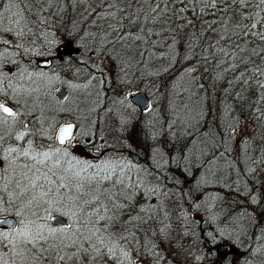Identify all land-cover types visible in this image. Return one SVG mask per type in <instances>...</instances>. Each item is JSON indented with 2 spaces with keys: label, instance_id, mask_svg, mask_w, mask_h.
Instances as JSON below:
<instances>
[{
  "label": "rangeland",
  "instance_id": "obj_1",
  "mask_svg": "<svg viewBox=\"0 0 264 264\" xmlns=\"http://www.w3.org/2000/svg\"><path fill=\"white\" fill-rule=\"evenodd\" d=\"M69 2L72 10L66 19L68 26L63 29L59 13L54 15L52 12L43 13V9H38L33 0H1L0 13L3 15L0 20V34L10 39V46L12 44L16 49L27 51L31 56H45L52 52L53 49L49 50L36 43L39 40L38 36L43 33L54 37L55 45L69 42L74 48L81 50L83 56L86 54L89 61L93 55L101 59L105 82L114 85L112 94L106 96V109L110 114H105L106 118L110 119L112 132L141 147L154 166L172 167L184 178L183 182L189 189L186 194L192 195L196 203L201 204L203 208L199 214L205 218V236L210 241H205L204 245L221 242L220 244L224 246L221 253L227 255L223 264H264L262 221L264 216L250 204L253 197L264 201V160L263 165L260 162L264 140L260 139L259 133L247 129L244 125L231 131H222L218 133L217 147L215 141H209L205 133L185 131L184 123L187 120L191 119L192 123L196 118L200 119L199 114L188 105L189 103L180 105L173 103L168 90L165 91V100L156 99L155 103L150 100L155 93L156 74L165 72L168 67L165 61H161L166 55V49L156 46L152 37L151 47L148 51L142 52L144 44L135 36L121 31L126 15L135 11L137 4L131 1L128 4V0H69ZM29 19L33 20L34 24L37 23L41 29L39 31L42 32L32 30ZM60 34L64 37L63 40L58 39ZM12 52L7 49L0 50L1 85H3L1 73H5L2 67L14 60L15 54ZM54 72V69L38 73L34 70H21L15 84L7 87L0 85V100L9 103L22 115H26L23 116L25 119L32 118L35 125L39 124L34 131L20 128L18 132L27 131L28 134L19 141L15 139L18 132L5 137L7 130L0 127V135L4 136L3 150L6 151L10 146L25 149L29 140L37 151L56 152L59 149L56 154L61 161L73 163L82 177L86 176V179L93 177L94 182L100 180V177L81 171V165L87 163L99 165L98 167L104 170L115 164L124 166L119 168L122 171L117 177L104 180V187L102 186L116 194L111 199L104 197L110 210L108 214L114 218L110 222L107 234L112 235V244L118 242L116 250L118 259H113V264H119L120 261L122 264H135L136 261H140L141 264H153L159 260L161 264H182L186 251L191 258L195 257L191 256L185 241L177 251L171 247L173 245L170 241L176 236L161 204L165 193L148 172L137 164H127V161L119 158L98 157L86 160L70 151L73 144L88 143L92 139L93 130L98 125L94 114L101 81L97 76L78 81L66 73ZM131 77H139L140 82L137 86L132 88L129 85L126 87L122 85ZM58 87L64 89L62 99H58L53 93ZM136 90L143 91L149 102L151 101L143 112L145 121L150 124V129L144 132L127 130L130 120L139 110L128 102V95ZM64 121L74 122V131L66 146L57 147L54 143L55 129ZM196 126L197 124L193 127ZM181 137L184 138V142L179 154L174 152L175 147L168 151L170 144L181 143ZM244 139L251 144L247 148L249 150L247 159L237 161L233 150ZM220 151L223 157L215 159V153ZM0 155H3V152H0ZM12 155L16 157L15 164L8 168L4 174L5 178L0 180V188L7 185V191H0V196L5 200L3 207L9 210L0 215L14 216L16 229L23 227L20 222L24 221L35 231L39 224L44 223L39 218L42 212L35 203L27 204L28 199H31V192L21 195L22 189L15 186V178L21 173L24 157L17 156L16 153ZM76 161H80L81 165H77ZM225 167L229 177L226 175ZM105 177H109V174H105ZM9 180L11 183H8ZM117 181L121 182L116 183ZM133 185L136 189L132 188ZM137 191H141L137 194L140 199L135 195ZM10 199L12 203L7 202ZM33 217L39 219L35 220L36 225L30 223ZM63 219L69 224L72 223L67 217ZM47 223L51 227L62 226L52 225L49 220ZM68 243L69 240L63 234L57 233L42 244L48 250L41 254L37 250L41 245L32 248L31 245L21 244L20 239H17L16 250H21L25 258L16 257V264H57V252L61 248L63 249L61 254L65 259L60 261V264H110L106 262V255L92 260L91 254L82 251L78 257L68 259V255L76 251L75 248L64 247ZM5 244L6 247L0 246V255L9 253L6 259L12 264L13 246L7 242ZM121 250L127 253L126 257L122 255ZM223 257L211 251L208 258H219L220 263ZM194 260L199 262L198 264L204 262V259L200 261L196 257L190 259L193 262Z\"/></svg>",
  "mask_w": 264,
  "mask_h": 264
},
{
  "label": "trees",
  "instance_id": "obj_2",
  "mask_svg": "<svg viewBox=\"0 0 264 264\" xmlns=\"http://www.w3.org/2000/svg\"><path fill=\"white\" fill-rule=\"evenodd\" d=\"M33 1L38 9H43V13L52 12L53 15L59 13L63 29L68 26L66 19L72 10L69 0ZM128 1V4L130 1L135 2L137 8L126 15L121 31L141 41L144 44L142 52L148 51L151 47L152 37L156 46L166 49V55L161 61H165L168 67L165 72L156 74L155 93L150 100L154 103L156 99L165 100V91L168 90L173 103L178 105L189 103L188 105L199 114L200 119L196 118L192 123H190L191 119L187 120L184 123L186 127L184 130L205 133L209 141H215L217 147L219 132L238 129L243 125L249 130L257 131L260 139L264 140V86H261L264 85V39L259 34L252 35V33H264V20H261L255 29H250L247 34L243 28L244 24L249 25L250 28L255 22L256 18L250 14L259 12V16L264 17V6L257 8L258 0H248L247 6L233 5L231 0L226 2L217 0L216 8L205 7L197 0H191V3L189 0H183V2L166 0V3H162L161 0ZM157 4L160 7L152 12L151 9ZM181 8L185 11L180 12ZM201 9L204 11L201 12ZM29 23L32 30L40 32L37 23L34 24L31 19ZM63 32L64 30L62 34ZM62 34L59 40L64 39ZM135 48L137 49V45ZM101 63V59L95 55L89 61L86 54L83 56L81 50H78L76 54L64 55L59 62V71L78 81L92 76L99 77L101 81L94 114L98 125L94 128L92 139L88 142L89 148L99 150L98 153L101 151L100 158H119L127 161V164H137L148 172L165 193L161 204L176 236L170 241L173 245L171 247L177 251L185 241L191 254L193 253L195 257L199 256L200 252L206 248L205 241L210 242L205 236V218L199 214V211H203L201 202L198 205L192 195L186 194L189 189L183 182L184 178L174 168L154 166L141 147L112 132L110 119L106 118V115L110 114L106 109V96L112 94L114 85L105 82ZM139 82V77H131L122 85L133 88ZM143 112L144 110L137 111L136 116L130 120L127 130L144 132L150 129V124L145 121ZM195 124L197 126L193 127ZM219 138L223 141L220 136ZM183 139L181 137L179 144L177 142L170 144L167 150L171 151L175 147L174 152L179 154ZM247 142L246 139L242 140L233 150L237 161L247 159L249 151L247 148L251 145ZM260 152V162L263 165L264 145ZM221 154V151L215 153V159H221L223 157ZM98 166L87 168L86 171L92 176L100 177V180L105 177V174H109V178L113 179L122 171L119 168H124L115 164L104 170ZM225 172L229 177L226 167ZM94 181L91 186L86 183L85 189L95 186ZM103 184L104 180L101 181V187H104ZM132 188L136 189L135 185ZM139 192H135V195L137 196ZM137 197L140 199L139 196ZM250 204H253L264 216L263 200L252 203L250 199ZM33 220L39 219L33 217ZM262 221L264 223V218ZM215 244V251L221 254L224 250L223 244ZM226 257L227 255L220 263L223 264ZM105 258L110 264H113L115 259ZM153 264H161V261Z\"/></svg>",
  "mask_w": 264,
  "mask_h": 264
},
{
  "label": "snow or ice",
  "instance_id": "obj_3",
  "mask_svg": "<svg viewBox=\"0 0 264 264\" xmlns=\"http://www.w3.org/2000/svg\"><path fill=\"white\" fill-rule=\"evenodd\" d=\"M161 2L166 3V0H161ZM197 2L203 3L205 7H217V0H197ZM222 2H226V0H222ZM189 3H191V0H189ZM231 3L233 5L247 6L248 0H231ZM256 6L257 8L264 6V0H258ZM159 7L160 5L157 4L151 11L155 12ZM184 11V8L180 9V12ZM203 11L204 9H201V12ZM2 15L0 13V20H2ZM241 15L243 16V13ZM250 15L256 19L250 28L247 24L243 25L246 34L250 29H255L261 20H264V17L259 16V12ZM257 34L264 39V33H252V35ZM20 115L21 113L18 110H14L3 102H0V123L6 124L9 118L15 121ZM27 134V131L18 132L15 135V139L18 141L23 140ZM72 134V125L63 126L59 129V135L56 139L60 144H64L70 141ZM3 140L4 136L0 135V152H3V155H0V180L5 178L4 174L7 173L8 168L15 164L16 157H13V153L24 157L21 173L15 178V186L22 189L21 195L28 192L32 193L31 199H28L27 204L32 205L35 203L42 212L39 218L44 221L33 231L24 221L20 222L23 227L16 229L12 226L11 221L0 219V225H8L11 228V232L0 231V246L6 247L5 242L13 246L14 251L11 254L12 264H16V257L25 258L21 250H16L15 241L17 239H20L21 244L31 245L32 248L41 245L37 250L42 254L48 250L42 244L46 243L50 237L55 236L57 233L63 234L69 240V243L65 244L64 247L76 249V251L68 255V259L78 257L81 251L85 254H91L92 260L105 255L109 258H116L118 242L112 244V235L107 234L110 222L114 218L108 214L110 210L103 199L106 196L111 199L116 194L112 193L108 188L100 186L101 181L107 180L109 177H102L101 180L96 182L95 187H92L91 190H86L85 184L87 183L91 186L94 178L88 177L85 179L81 176L80 171H73V166L69 161L63 162L68 167L63 168V171H61L62 161L56 154L59 152V149L56 152L37 151L33 148L32 141L29 140L25 149L10 146L4 151ZM5 161H7V165H5ZM76 164L81 165V162L76 161ZM90 167H93V165H81V171H86ZM120 182L117 181L116 183ZM8 183H11V180ZM0 191H7V185L0 188ZM252 200L253 203L256 202L255 197ZM7 202L12 203L13 201L10 199ZM4 203L3 196H0V213L9 210L3 207ZM33 215H36V213H33ZM63 217L71 219L72 223L69 224L66 220L62 219ZM50 219L56 220L58 224H63V227L49 226L47 221ZM30 223L36 225L35 220H32ZM120 239H124V237H120ZM62 251L63 249L61 248L57 252V264H60V261L65 259V256L61 254ZM121 252L123 256H127L126 252H123V250ZM9 255V253L0 255V264H9V260L6 259ZM119 264H122V261Z\"/></svg>",
  "mask_w": 264,
  "mask_h": 264
},
{
  "label": "flooded vegetation",
  "instance_id": "obj_4",
  "mask_svg": "<svg viewBox=\"0 0 264 264\" xmlns=\"http://www.w3.org/2000/svg\"><path fill=\"white\" fill-rule=\"evenodd\" d=\"M40 32H42V31H40ZM38 38H39V40L36 43L40 44L41 46L48 48L49 50L53 49L52 52L48 53L45 56H31V55L27 54V51H22V50L16 49L15 47L12 46V44L10 46L9 45V43L11 42L10 39H6L3 35L0 34V50H4V49H7L8 51L11 50V51H13L12 53L15 54L14 60L11 62V64L4 65L2 67V69L5 71V73H1V83L3 85H5L7 87L8 85H10L12 83L15 84L14 82L19 78L18 72L21 70H23V71L26 69L27 70H34L38 73L41 71L43 72V71H48L49 69L50 70L54 69L55 72H57V71L59 72V62L62 60V57L64 55H58L57 54L56 47L58 44L57 45L54 44L55 43V42H53L54 37H49L48 35L46 36L42 33L38 36ZM37 57L49 58L50 64L47 67L37 66L35 64V59ZM3 85H1V87ZM2 89H4V88H2ZM0 102H4V101L0 100ZM4 103H6V102H4ZM7 104L9 105V103H7ZM23 116H26V115L21 114L20 116H18L16 118L15 121H13L11 118H9V121L6 124L0 123V127L7 130V135L5 137H10V136L14 135L15 133H17L19 131L20 128L30 129L31 131H34L35 127L39 126V124L35 125L34 119H32L31 116L29 117L31 119H25ZM34 117H36V116H34ZM25 125L27 126L26 128H25ZM67 142L62 144V145H58L54 141V143L56 144L57 147L66 146ZM88 144L89 143H87V142L83 143V144L80 143L81 154L78 155L79 158H83L86 160H93V159L101 156L102 152L98 153L94 150H91L89 148ZM3 146H4V144H3ZM84 153H89L90 156H86ZM63 162L64 161H62L61 171H63V168L68 167V165L64 164ZM71 164L73 166V171H77L76 166L73 163H71ZM87 164H85V165H87ZM61 227H63V226H61ZM15 228H16V226H15ZM0 230L11 231V229H5V228H0ZM215 245H216L215 243L206 245L205 246L206 248L200 252L199 256L197 255L196 258L199 259L200 261L204 259V262H201L200 264H218L219 258L218 259L217 258L216 259L215 258H213V259L208 258L211 251H213V253H217L215 251V248H214ZM222 255L225 256V253L222 252L221 256ZM191 256H193V255L191 254ZM203 256H205V257H203ZM193 258H195V257H193ZM193 258H191L188 251H186L184 254L182 264H198L199 262H196L195 260H194V262L190 261V259H193Z\"/></svg>",
  "mask_w": 264,
  "mask_h": 264
},
{
  "label": "water",
  "instance_id": "obj_5",
  "mask_svg": "<svg viewBox=\"0 0 264 264\" xmlns=\"http://www.w3.org/2000/svg\"><path fill=\"white\" fill-rule=\"evenodd\" d=\"M56 52L58 55H67V54H71V53L76 54L78 52V50L76 48H74L69 42H61L57 45ZM35 64L37 66H40V67H47L50 64V59L37 57L35 59ZM53 93L58 99H62L64 97V94H65L64 89L62 87L56 88ZM128 102L131 103L136 108H138L139 110H145L149 105L148 97L141 90H136V91L131 92L128 95ZM4 104L11 107L7 103H4ZM67 125H72L73 131H74V122H72V121H64V122L60 123L59 125H57V127L55 129V134H54V141L56 144L62 145L59 143V141L56 139V137L59 135V129L63 126H67ZM70 151L72 153L80 155L81 154V146L77 143L73 144L70 147ZM84 154L86 156H90L89 153H84ZM0 219H7L8 221H11L12 226L15 227L16 221H15L14 216L8 215V214L0 215ZM49 223L52 225H62L63 226V224H58L57 221L53 220V219H50ZM0 228L11 229L8 225H0ZM135 264H141V262L136 261Z\"/></svg>",
  "mask_w": 264,
  "mask_h": 264
},
{
  "label": "bare ground",
  "instance_id": "obj_6",
  "mask_svg": "<svg viewBox=\"0 0 264 264\" xmlns=\"http://www.w3.org/2000/svg\"><path fill=\"white\" fill-rule=\"evenodd\" d=\"M15 226H16V224H15Z\"/></svg>",
  "mask_w": 264,
  "mask_h": 264
}]
</instances>
